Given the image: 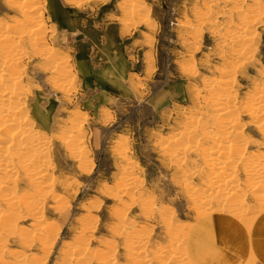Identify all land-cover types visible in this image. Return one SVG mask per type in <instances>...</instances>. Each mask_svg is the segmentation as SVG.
<instances>
[{"label":"rangeland","instance_id":"rangeland-1","mask_svg":"<svg viewBox=\"0 0 264 264\" xmlns=\"http://www.w3.org/2000/svg\"><path fill=\"white\" fill-rule=\"evenodd\" d=\"M19 1L0 0V24L11 34L16 28L19 31L21 24L27 26L16 7ZM255 1L260 3L258 13L251 10ZM33 3L37 10L43 11L42 21L47 28L43 32L42 45L51 48L52 52L48 60L42 59L30 50L29 38L18 41L17 45L24 53L19 63L21 66L18 65L21 69L20 86L24 87L19 100L23 104L22 115L29 118L30 127L39 130L40 141L43 138L47 144L50 164L45 181L48 180L51 186L45 187L49 192L42 203L41 215L45 222L55 227L56 233L47 256L36 245L24 246L22 237L36 235L37 230L22 208L19 213L24 215L18 217L17 222L20 230L27 234L23 236L25 233L17 232L4 239L8 251L0 264H20L15 252L40 256L42 264H60L64 250L76 241L78 244L81 238L90 251L98 254L109 251V262L128 264L126 241L129 238L123 235L124 230L134 228L133 231L146 233V247L152 251L168 243L166 226L163 225L166 219L179 227L196 223L193 201L181 185L182 173L175 170L170 153L174 151V142H196L206 146L210 143L199 131L200 126L195 120L210 118L213 110L208 104L213 92H208L209 85H221L217 81L220 69L237 63L229 55L232 49L225 42L227 33L237 29L241 18L250 20L255 14L259 16L258 22H251L244 30H253V50L246 61L237 63L231 91L236 96L238 125L242 124L248 151H264V134L256 126L255 119L241 110L240 105L246 96L256 94L255 90L264 96V0H35ZM55 8L57 12L72 9L89 23L113 21L120 28L131 62L128 91L101 98L93 88L82 87L73 59L74 37L57 27L59 19L53 15ZM58 15L63 17V12ZM162 90L167 96L156 106L152 96ZM36 103L43 105L44 109L38 108ZM31 109L45 125L35 120ZM185 130L192 133L195 130L194 136L192 133L186 135ZM67 135H73L77 140L73 139L71 144L68 142L70 145L63 142ZM178 135L171 144L169 139ZM73 149H77L74 150L77 153ZM200 155V151H187L182 167L199 168V172L186 176V180L190 179L189 182L197 188H204ZM129 175L135 186L123 190L120 183L128 177L130 179ZM239 178L244 183L241 171ZM27 185L22 179L13 189L20 196H34V189ZM139 190L144 191L141 193L144 198ZM145 197L152 199L149 201L155 205L151 213L145 210ZM248 197L246 201L253 204V199ZM162 207L170 212L165 210V214L169 213V216L164 215L166 219ZM261 223L257 220L253 224ZM239 242L243 243V240ZM108 244L114 248L110 250ZM244 260L264 264L259 256ZM88 263L103 264L94 257Z\"/></svg>","mask_w":264,"mask_h":264},{"label":"bare ground","instance_id":"bare-ground-1","mask_svg":"<svg viewBox=\"0 0 264 264\" xmlns=\"http://www.w3.org/2000/svg\"><path fill=\"white\" fill-rule=\"evenodd\" d=\"M34 1L20 0L17 6L15 5L27 26H21L22 24L19 23L21 24L19 26L21 29L17 31L16 28V32L11 34L6 32V27L0 24V260L5 252L8 251L4 239L17 232L19 234L21 232L25 233L24 230H20L17 222L18 217L24 215L19 213L20 211L22 212V208L23 212L31 217L32 224L36 226L37 230L36 235H26L27 233H25L23 236L26 235L28 236L27 238L21 235L23 238L21 241H23L24 246L28 248L31 244L36 245L47 256L54 243L56 233L55 227L45 222V218L43 219L41 215L42 203L49 192H47L48 189L45 187L51 186L48 184V180L45 181L50 164H48L49 152L47 144H45L46 141L43 138L40 141V131L30 127L29 118L26 115H22L23 104L19 100L24 87H21L22 84H20L21 76L18 65H20L19 63H21L24 53L19 49L18 41L24 37L29 38L32 44H30L32 46L30 50L35 54L37 53L42 59L51 57L52 52L51 48L44 47L45 44H43L44 46L42 45L44 43L43 32L47 28L42 21L43 11L41 9L37 10V6L33 3ZM255 3V7L251 10L258 13L260 3L258 1H255ZM55 13L59 14L57 11ZM258 17L255 14L250 20L241 18L242 20L236 30L233 29L229 32L226 30L228 37L225 38V42L232 49L229 55H231V58L234 57V62L238 64H242L244 60L246 61L251 56L252 43L254 41L251 33L253 30L250 32H244V30L251 22L253 23L255 20L258 22ZM56 18L61 17L58 15ZM62 32L65 33L64 31ZM52 57L54 58V56ZM59 62L57 63L58 65L60 64ZM236 65L232 67L227 65L229 67L225 66L224 69H220L219 73L221 75L217 81L221 85H209L211 89L208 92H213V95L212 93V96L210 95V99L208 97L209 104L206 103L213 110L210 118L204 121L195 120L197 125L200 126L199 131L201 130L202 135L209 139L210 143L206 146L196 142H174V151L170 153V160L175 166V170H179L182 173L181 185L193 201L196 223L194 225L189 223L191 225L188 224V226L180 225V227L173 225L172 222L166 219L167 217H164L167 214L169 216L170 212L166 210L167 208L162 207L161 209H164L162 210V213H164L163 218L167 220H164L163 225L166 226L168 243L165 246H162V244L159 247L157 246L155 250L149 251L146 247L148 240L146 233L145 235L139 230L138 232L133 231L134 228H132L133 230H124L123 235L125 238H129V241H126L128 243L126 248L128 253L126 255L129 256L128 264H242L243 262L245 264H256L253 261L244 260L251 256H259L260 260L264 262V151L255 153L248 151V140L245 139L246 137L242 133V124L238 125L239 118L236 110L238 105H236L234 99L236 96L231 91L234 73L237 69ZM257 91L255 90L254 93L256 94L254 95L246 96L245 101L242 100L240 105L241 110L255 119L253 121L256 126L264 134V96H260ZM205 110L203 111L205 112ZM19 113H21V116H18ZM189 128L191 129V127ZM191 133L188 130L185 132L186 135L190 134L189 136H191ZM193 133L192 136H194ZM73 135H67L66 140L64 139L63 142L70 143L73 139L75 140L76 138ZM197 136H195V139ZM178 137L179 135L169 139L170 143ZM162 148L164 147L162 146ZM168 149L171 151V148ZM192 150L200 151L201 154L204 188H197L189 182L190 179L189 181L186 180V176L200 171L199 168H191L192 166L190 167L191 170L187 169L188 167L186 166V168L182 167V159L185 153ZM239 171L245 177V181L243 179L244 183L240 182ZM22 179L26 180V185L28 184L34 189V196L28 194L20 196L14 191L13 188ZM132 179L133 177L131 178L130 176V179L128 177L123 180L124 182L120 183L123 190L125 188L128 189L130 185L135 183V181L133 183ZM52 181V178H49V183H52ZM138 192H140L141 196L144 191L139 190ZM28 193L31 194L30 192ZM190 194H193V196H190ZM248 196L253 199V204L251 205L246 201ZM141 197L144 198L143 196ZM149 200L146 201V205L145 203L143 204L145 205V210L151 213L152 206L155 205ZM165 210L169 213L165 214ZM159 213V215L162 214L161 211ZM257 220L262 223L253 224ZM89 223H87V226L90 225ZM87 228L90 229V226ZM113 229L116 228L114 227ZM113 229L111 230L113 231ZM81 240L84 241V238H81L78 244H75L77 243L76 241L75 245L73 244L64 250L63 261L58 263L89 264L90 258L94 257L98 261L101 260L103 264H114L112 260L109 262L107 258L109 251L103 252L104 254L90 251ZM239 240H243V243H240ZM110 246L108 244L109 248ZM112 249L110 248V250ZM21 253L20 255L16 254V252V255L14 254L20 264H42L40 256L36 257L31 253ZM243 256L245 257L243 258Z\"/></svg>","mask_w":264,"mask_h":264},{"label":"crops","instance_id":"crops-1","mask_svg":"<svg viewBox=\"0 0 264 264\" xmlns=\"http://www.w3.org/2000/svg\"><path fill=\"white\" fill-rule=\"evenodd\" d=\"M55 11L53 15L57 17ZM60 12H63V17L58 18L57 27L74 37L73 59L82 87L93 88L101 98L128 91L131 62L120 28L113 21L96 24L83 21L79 13L72 9H60ZM165 96L167 93L162 90L152 96V102L158 106ZM36 106L44 109L38 103ZM31 111L35 120L45 125L34 110Z\"/></svg>","mask_w":264,"mask_h":264}]
</instances>
